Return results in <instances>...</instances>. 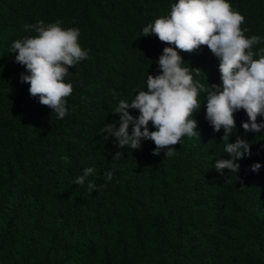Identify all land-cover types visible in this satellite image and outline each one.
Masks as SVG:
<instances>
[{"label": "trees", "instance_id": "trees-1", "mask_svg": "<svg viewBox=\"0 0 264 264\" xmlns=\"http://www.w3.org/2000/svg\"><path fill=\"white\" fill-rule=\"evenodd\" d=\"M177 2L0 0V264H264V130L245 133L244 110L234 113L229 143L239 136L251 155L236 174L215 170L217 159L230 157L223 129L215 132L205 118V93L194 116L199 136L182 137L172 157L153 155L155 144L142 140L114 161L121 149L101 132L107 123L119 127V101L131 102L147 90V76L159 74L155 62L170 45L142 29ZM228 2L245 17V36L264 38V0ZM40 20L78 28L89 50V59L69 69L73 93L63 119L30 96L20 82L28 73L11 53L15 40L35 35L22 26ZM260 48L264 42L254 51ZM180 55L185 67L201 70L195 80L221 83L219 59L206 45ZM85 167L95 172L78 186L73 180Z\"/></svg>", "mask_w": 264, "mask_h": 264}, {"label": "clouds", "instance_id": "clouds-1", "mask_svg": "<svg viewBox=\"0 0 264 264\" xmlns=\"http://www.w3.org/2000/svg\"><path fill=\"white\" fill-rule=\"evenodd\" d=\"M244 22L245 17L235 11L228 0H178L167 15L143 27V37L155 35L170 46L163 48L155 62L159 74L147 76V90H139L131 102L119 101L113 111L119 116V127L113 122L101 129L106 133L104 139L114 137L121 149L112 157L114 161L124 157L125 146L140 149L142 140L155 144L153 155L162 151L165 157L175 155L174 146L183 142L182 137L199 136L194 116L201 108L198 96L205 93V118L215 132L223 129V151L230 157L217 159L215 170L221 174L225 169L229 173L239 172L238 161L251 155V145L239 136L235 143H229V137L236 131L234 113L245 111L248 120L241 125L245 133L264 130V122H257L258 116H264V48L254 51L264 38L245 36L248 29H242ZM61 23L57 20L46 24L40 20L24 24L23 30L35 35L11 44L15 62L28 73L20 74V82L27 83L30 96L38 97L39 103L49 107L57 119L68 115L67 98L73 93L72 84L65 82L72 74L69 69L89 59V50L83 49L78 42L80 30L62 28ZM202 45L219 59L220 84L207 83L206 86L192 74L195 72L198 76L200 69L184 66L180 52L199 51ZM256 56L259 58L254 59ZM129 109L138 110L139 116L131 115ZM150 122L154 131L149 130ZM62 159L68 162L69 158ZM250 168L258 172L261 164L254 163ZM94 172L92 167L83 168L82 175L73 183L85 185L87 177ZM104 177L111 182L113 172L106 171ZM87 190L90 193L97 190L94 181L87 182Z\"/></svg>", "mask_w": 264, "mask_h": 264}]
</instances>
